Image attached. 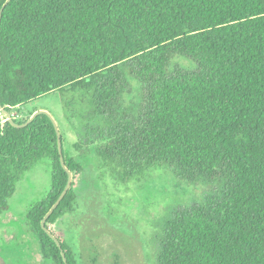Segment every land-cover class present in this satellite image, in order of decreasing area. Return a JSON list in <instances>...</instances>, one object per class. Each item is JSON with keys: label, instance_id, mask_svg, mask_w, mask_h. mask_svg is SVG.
<instances>
[{"label": "trees", "instance_id": "1", "mask_svg": "<svg viewBox=\"0 0 264 264\" xmlns=\"http://www.w3.org/2000/svg\"><path fill=\"white\" fill-rule=\"evenodd\" d=\"M0 55L3 107L60 94L75 149L94 159L79 163L61 132L73 183L47 228L69 264L82 255L51 226L101 191L93 167L122 186L151 168L210 186L155 222V264H264V0H13ZM47 161L51 187L28 220L44 259L65 264L42 228L69 180L56 129L46 115L0 122V216Z\"/></svg>", "mask_w": 264, "mask_h": 264}, {"label": "rangeland", "instance_id": "2", "mask_svg": "<svg viewBox=\"0 0 264 264\" xmlns=\"http://www.w3.org/2000/svg\"><path fill=\"white\" fill-rule=\"evenodd\" d=\"M37 111H47L56 119L65 148L79 163L94 161L91 155L84 154L86 149H75L78 138L74 109L66 107L60 94L53 93L36 103L15 108L12 116L26 120ZM4 120L0 116V122ZM50 172L47 161L17 183L8 211L0 216V264H50L43 257L28 220L30 210L46 197L51 187ZM92 172L101 191L88 190L84 196L88 209L87 204L81 205L74 214L51 226L62 238L71 236L82 255L79 264H155V222L172 210L195 204L210 191V186L176 180L166 168H151L140 181L123 186L114 183L110 176H103L97 167Z\"/></svg>", "mask_w": 264, "mask_h": 264}, {"label": "water", "instance_id": "3", "mask_svg": "<svg viewBox=\"0 0 264 264\" xmlns=\"http://www.w3.org/2000/svg\"><path fill=\"white\" fill-rule=\"evenodd\" d=\"M13 0H6V2L3 4V6L1 7L0 10V26L2 23V17H3V13L5 11V9L7 8V6L12 2ZM1 63H2V56L0 55V67H1ZM0 111L3 115V117L5 118L4 122L7 121L9 122L12 126H14L15 128H25L28 125H30L37 117L41 116V115H46L47 117L50 118V120L52 121L56 132H57V136H58V147H59V153H60V161L62 163V166L64 168V170L68 173L69 176V180H68V184L65 188V190L62 192L61 196L58 198V200L56 201V203L52 206V208L49 210V212L46 214L45 218L42 221V228L44 229V231L50 236V238L57 244V246L60 248L62 256H63V260L65 262V264H69L68 263V259L66 257V254L63 250L62 244L61 242L57 239V237L47 228V221L49 220V218L53 215V213L55 212V210L60 206L61 202L63 201V199L66 197V195L68 194L69 190L72 187V183H73V174L72 172L69 170V168L66 165L65 162V158H64V154H63V143H62V136H61V131L59 128V125L56 121V119L47 111H37L35 112L29 119L27 122L20 124L18 122L15 121V119L12 116V113L10 111H8L5 107H3V105L0 103Z\"/></svg>", "mask_w": 264, "mask_h": 264}, {"label": "built area", "instance_id": "4", "mask_svg": "<svg viewBox=\"0 0 264 264\" xmlns=\"http://www.w3.org/2000/svg\"><path fill=\"white\" fill-rule=\"evenodd\" d=\"M0 116H2V113H1V111H0Z\"/></svg>", "mask_w": 264, "mask_h": 264}]
</instances>
